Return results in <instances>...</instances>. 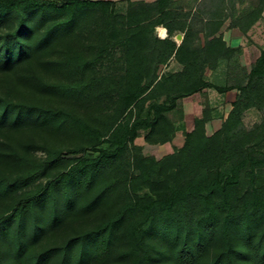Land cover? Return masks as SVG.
Instances as JSON below:
<instances>
[{"label":"trees","instance_id":"1","mask_svg":"<svg viewBox=\"0 0 264 264\" xmlns=\"http://www.w3.org/2000/svg\"><path fill=\"white\" fill-rule=\"evenodd\" d=\"M172 2L139 4L136 12L126 15L127 28L120 40L125 47L123 78L115 84V78L94 73L104 50L98 47L92 53L93 43L83 50L77 42L71 44L79 35L80 24L90 21L97 26L89 29L90 37H100V44L105 42L103 30L115 19L114 14L103 10L110 0H0V20L16 19L15 28L0 36V69L29 65L68 39L66 55L49 60L53 67L64 69L65 81L47 82L32 74L24 79L44 91L93 105L111 101L114 94L120 100L116 111L99 128L71 110L0 96V127H69L89 146L108 133L112 147L99 150L94 157L65 158L59 149L27 144L47 152L38 163L13 149L0 151V158L11 157L27 166L13 178L0 175V196L16 193L53 171L43 188L38 185L23 192L0 213V225L7 221L0 243L5 241L10 246L11 241L16 242L18 264H85L92 258L106 262L118 245L123 249L113 256L126 264H155L159 257L171 259L173 264H264V155L255 152L264 141V49L249 70L243 69V78H236L232 84L214 85L204 77L206 67L213 69L234 54L219 31L224 21L230 17L231 26L245 33L260 16L264 0L257 11L239 18L225 12L226 0H199L192 13L177 10ZM197 23L200 26L196 27ZM157 25L166 28V37L154 35ZM177 31L183 33L179 44L172 38ZM199 31L204 35L202 44L196 43ZM171 57L182 68L158 77L157 66ZM208 87L218 92L238 90L220 128L206 133L210 112L205 108L192 130L185 133L181 147L159 160L139 155L134 163L136 173L128 174L123 165L125 152L140 130L148 129L144 137L149 140L179 99ZM161 92V102L145 106ZM250 107L263 112V121L246 128L242 115ZM124 112L130 121L117 123ZM168 139L170 135L162 138ZM82 150L79 145L69 153ZM153 165H169L176 184L155 196L131 195L129 182L156 192L158 183L149 174ZM225 166L229 170L221 174ZM202 171L210 177L191 180ZM242 176L248 178L249 186L240 193ZM110 200L118 205L92 227L60 244L37 252L28 250L27 238L36 239L46 227L56 226L66 212L89 211ZM1 255L0 248L3 264Z\"/></svg>","mask_w":264,"mask_h":264},{"label":"rangeland","instance_id":"2","mask_svg":"<svg viewBox=\"0 0 264 264\" xmlns=\"http://www.w3.org/2000/svg\"><path fill=\"white\" fill-rule=\"evenodd\" d=\"M154 0H110L108 5L104 6V12L112 13L115 15L112 25L104 28L103 34L105 37L104 43H99L100 37L91 38L90 30L97 28L93 22H82L78 27L79 35L73 40L71 44L76 42L80 45V49H85L87 44L93 43L94 49H102L103 56L95 65V74L107 77L115 78V84H120L123 78V63L125 47L120 44V40L124 35V30L127 28L126 15L133 14L137 11L139 4L150 3ZM199 0H173L172 7L177 10L192 13ZM262 0H226L227 10L225 11L228 16L239 18L244 16L249 11H257ZM101 12V10H100ZM90 23V24H88ZM16 19L10 17L9 19L0 20V36H3L7 30L15 28ZM196 27L200 26V23L195 24ZM230 23V17H228L223 25L220 27V33L223 29L232 28ZM157 26L154 29V35L157 36ZM181 35L182 33L176 32ZM203 32L199 31L198 39L196 43L202 44ZM172 38L178 41V36H172ZM0 37V42H1ZM60 41L54 46L51 53L40 56L32 61L29 65L22 64L21 67L13 68L9 71H3L0 69V96H7L13 100H30L46 106H52L56 108H62L71 110L74 114L84 118L91 122L93 125L101 128L103 121L112 115L119 104V97L114 94V98L111 101H106L102 105H93L92 102L88 103L84 99L79 100L75 98L66 97L55 91H44L35 85L24 79L26 74H32L40 77L47 82L65 81L67 79L64 69L59 67H53L49 60H55L62 55H66L67 41ZM67 41V42H66ZM73 47V46H72ZM234 54L229 59H222L215 68L204 69V77L214 85H226L232 84L236 81V78H243V69H247L244 64L252 63L253 56L248 59H242L243 50L241 46H234ZM85 56L89 57L91 54L86 53ZM171 60L164 64H159L156 68V74L158 77L162 73H168L173 71L176 67L175 64L171 65ZM174 62V60H173ZM238 94L236 88L229 89L225 92H218L212 87L205 88L198 92L194 97H182L178 100L177 107L166 113V121L157 126V130L152 133L149 140L144 137L148 129L140 130L139 136H137L132 142H129L127 150L124 156V167L128 171V174H135L136 169L134 166L135 158L141 156H153L156 160L172 153L174 150L181 147L185 140V133L192 130L194 121L202 116L205 108L209 109L210 119L205 123V130L207 134H211L218 128H220L222 122L227 117L232 102L235 100ZM164 98L162 92L154 99H149L145 106L150 102H161ZM147 108L145 107L144 113ZM130 121L127 112L120 113L117 123L125 124ZM242 121L246 128H253L256 124H261L263 121V112L255 107H250L244 111L242 115ZM170 135V139L162 140L164 136ZM109 134L106 133L103 137H100L98 142L89 146L84 144L81 137L75 133L69 127L53 128L51 126L30 125L21 128L0 127V151L8 152L13 149L19 154H25L30 160L38 163L47 157V152L43 148H30L27 144L35 143L43 145L46 148L59 149L61 155L65 158H78V157H94L99 153L101 149H111L110 142L108 141ZM83 146V150L76 154L69 153V150ZM255 152L260 155H264V141L255 148ZM59 168H63L61 165ZM27 166L17 162L11 157L5 159L0 158V175L7 178H13L21 174ZM228 166L220 169V173L227 172ZM53 171L49 170L46 175L41 176L35 182H32L29 186L18 190L16 193L8 196H0V213L3 212L5 207L11 204L15 198L19 197L23 192L33 189L38 185L44 187ZM172 169L169 165L159 166L153 165L149 174L153 181L158 183V187L155 193H152L148 187L143 184L132 185L129 182V192L131 195L144 196L145 194L155 196L156 193L162 192V189L172 187L176 184L173 177ZM209 174L202 171L195 174L191 180L198 181L201 179H207ZM166 183V184H165ZM165 184L162 188V185ZM249 186V180L246 177H241L239 192L243 193ZM112 200V199H111ZM101 202L89 211L78 213H65L62 220L52 227H46L41 233H38L36 239L27 238V248L30 252H37L44 247L60 244L67 237L76 234L77 232L90 228L107 214L111 213L117 204V201ZM82 202L80 201L79 204ZM7 221H4L0 225V232H5ZM29 226V225H28ZM27 226V228H28ZM29 236V235H28ZM11 241V240H10ZM2 250L1 259L3 264H16V258L19 253L16 242L11 241L10 246L7 242L2 241L0 243ZM123 249V245L116 246L114 253ZM108 261H102L100 259L92 258L85 264H126L122 260L113 256ZM212 253L210 250L209 255ZM18 264V263H17ZM48 264H54L53 261ZM155 264H173L171 259H164L159 257Z\"/></svg>","mask_w":264,"mask_h":264},{"label":"crops","instance_id":"3","mask_svg":"<svg viewBox=\"0 0 264 264\" xmlns=\"http://www.w3.org/2000/svg\"><path fill=\"white\" fill-rule=\"evenodd\" d=\"M159 27H162V25H157L156 32L157 38L162 39L167 36V30L165 28L164 34H159ZM179 32V31H178ZM182 33V32H180ZM176 37L178 36V41L175 40L177 44L181 41L182 35L174 34ZM222 37L225 41L226 45L229 47L234 46H241L243 50V56L242 59H248L251 55L253 56L251 62L253 63L254 60L259 56L260 51L264 49V4L260 10V16L254 21L250 27L247 29V31L244 33L239 29L238 27H232L228 29L222 30ZM204 38V37H203ZM204 39L202 40L203 43ZM169 60H171V65L175 64L176 68L173 71L170 72H176L182 68V65L176 61L173 57H171ZM169 60L167 62H169ZM174 60V62H173ZM252 63H247V61L244 62V64L247 67V70L250 69ZM167 64V63H166ZM197 93H194L192 95H189V97H194Z\"/></svg>","mask_w":264,"mask_h":264},{"label":"bare ground","instance_id":"4","mask_svg":"<svg viewBox=\"0 0 264 264\" xmlns=\"http://www.w3.org/2000/svg\"><path fill=\"white\" fill-rule=\"evenodd\" d=\"M165 32V28L162 26V27H159V34H164Z\"/></svg>","mask_w":264,"mask_h":264}]
</instances>
